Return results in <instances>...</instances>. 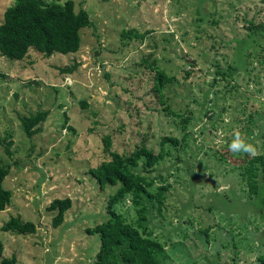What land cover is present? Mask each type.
I'll return each mask as SVG.
<instances>
[{
  "label": "rangeland",
  "instance_id": "1",
  "mask_svg": "<svg viewBox=\"0 0 264 264\" xmlns=\"http://www.w3.org/2000/svg\"><path fill=\"white\" fill-rule=\"evenodd\" d=\"M15 2L0 0V21ZM74 2L93 21L77 52L45 57L31 48L22 60L0 52V136L13 141L11 155L0 144V161L11 168L4 186L13 191L0 211V263L15 255L18 264H95L101 238L87 228L108 219L116 190L90 172L110 158L104 139L120 153L143 141L159 152L163 138L174 136L179 150L166 144L170 153L152 172L138 168L156 179L154 189L170 185L161 212L145 200V224L166 245L165 263L264 264L262 194L249 196L240 174L245 154L228 147L239 130L264 152V39L247 28L264 19V0ZM129 29L144 38H125ZM155 62L176 77L164 100L191 117L186 129L153 90ZM39 110L50 113L29 137L21 119ZM65 197L72 206L54 227L47 207ZM116 209L137 221L129 197ZM12 217L37 230H3Z\"/></svg>",
  "mask_w": 264,
  "mask_h": 264
},
{
  "label": "trees",
  "instance_id": "2",
  "mask_svg": "<svg viewBox=\"0 0 264 264\" xmlns=\"http://www.w3.org/2000/svg\"><path fill=\"white\" fill-rule=\"evenodd\" d=\"M90 26H93L90 13L86 9L76 10L74 0L51 3L43 0H16L15 4L5 10L0 21V52L10 59L17 60L26 58L31 48L41 52L45 57L57 53H74L81 47V30ZM247 28L254 36L264 39V19L258 22L250 20ZM122 34L125 38L145 36V33L136 29L124 30ZM155 64L156 62L150 65L155 71L153 90L161 102L166 104L164 88L175 82L176 77ZM62 70L66 73L72 71L71 68ZM218 73L223 76L228 74L221 71ZM83 104L87 106L86 102ZM164 108L182 117L181 124L186 129L191 120L190 116L171 111L167 104ZM49 113L48 110H39L22 117V128L26 135L32 137L40 132V123L48 118ZM109 139L110 137H106L104 142L110 158L90 170L102 188L116 187L108 199V219L87 228L89 234L98 233L101 238L95 264H166L165 261L169 257L166 245L155 237L145 224L148 209L145 200L156 204L161 212L170 185L162 184L154 189L156 179L147 176L138 168L142 166L145 171L152 172L156 165L169 155L170 151H166V144L177 151L182 140L166 136L162 140V149L159 152L143 141L133 151L120 153L117 150H109ZM183 141H186V135ZM0 144L5 146L8 154H12L10 148L13 141L9 140V136H0ZM240 162V174L248 186L249 196L258 197L262 194L261 203H264V152L258 153L254 158L245 154ZM10 169V165L0 161V211L5 210L13 198V191L4 186ZM127 197L137 208L136 222L128 221L126 216L116 209V205ZM71 206L70 197L55 198L50 203L47 209L54 212L52 219L54 227L63 223L65 214ZM2 228L5 231L25 234L35 232L37 224L33 221H24L21 217H12ZM2 251L3 243L0 242V255ZM261 258L264 259V256ZM0 264H18V259L13 255L11 258H3Z\"/></svg>",
  "mask_w": 264,
  "mask_h": 264
},
{
  "label": "clouds",
  "instance_id": "3",
  "mask_svg": "<svg viewBox=\"0 0 264 264\" xmlns=\"http://www.w3.org/2000/svg\"><path fill=\"white\" fill-rule=\"evenodd\" d=\"M68 83H71L70 79L68 80ZM228 147L229 151L232 153H244L253 158L258 155L255 146L248 143L239 130L234 131L233 138Z\"/></svg>",
  "mask_w": 264,
  "mask_h": 264
}]
</instances>
